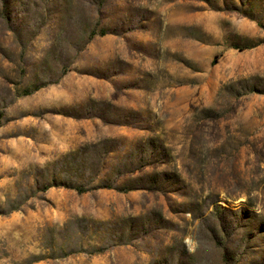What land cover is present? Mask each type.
Instances as JSON below:
<instances>
[{
	"label": "rangeland",
	"instance_id": "1",
	"mask_svg": "<svg viewBox=\"0 0 264 264\" xmlns=\"http://www.w3.org/2000/svg\"><path fill=\"white\" fill-rule=\"evenodd\" d=\"M0 264H264V0H0Z\"/></svg>",
	"mask_w": 264,
	"mask_h": 264
},
{
	"label": "trees",
	"instance_id": "2",
	"mask_svg": "<svg viewBox=\"0 0 264 264\" xmlns=\"http://www.w3.org/2000/svg\"><path fill=\"white\" fill-rule=\"evenodd\" d=\"M80 191H84L83 189H81V188H78Z\"/></svg>",
	"mask_w": 264,
	"mask_h": 264
}]
</instances>
